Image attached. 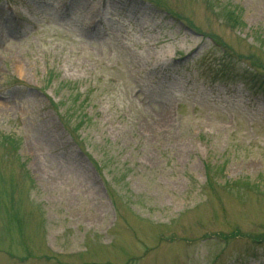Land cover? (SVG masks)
Instances as JSON below:
<instances>
[{
    "label": "rangeland",
    "instance_id": "rangeland-1",
    "mask_svg": "<svg viewBox=\"0 0 264 264\" xmlns=\"http://www.w3.org/2000/svg\"><path fill=\"white\" fill-rule=\"evenodd\" d=\"M262 238L264 0H0V264H264Z\"/></svg>",
    "mask_w": 264,
    "mask_h": 264
},
{
    "label": "bare ground",
    "instance_id": "bare-ground-1",
    "mask_svg": "<svg viewBox=\"0 0 264 264\" xmlns=\"http://www.w3.org/2000/svg\"><path fill=\"white\" fill-rule=\"evenodd\" d=\"M89 24H91V22H90ZM88 27H90V25H88ZM90 28H91V27H90ZM90 28H88V30H89Z\"/></svg>",
    "mask_w": 264,
    "mask_h": 264
},
{
    "label": "trees",
    "instance_id": "trees-1",
    "mask_svg": "<svg viewBox=\"0 0 264 264\" xmlns=\"http://www.w3.org/2000/svg\"><path fill=\"white\" fill-rule=\"evenodd\" d=\"M234 16V15H233ZM234 18H235V16H234ZM233 19V18H232ZM237 19V18H236ZM236 22H237V20H236ZM235 23V22H234ZM238 25V24H237ZM262 239H264V238H262Z\"/></svg>",
    "mask_w": 264,
    "mask_h": 264
}]
</instances>
